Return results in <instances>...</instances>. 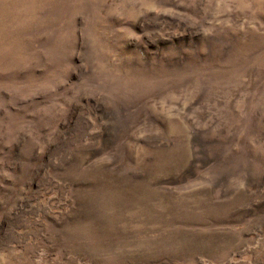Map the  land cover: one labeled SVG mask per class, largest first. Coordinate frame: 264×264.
<instances>
[{
	"label": "rangeland",
	"instance_id": "1",
	"mask_svg": "<svg viewBox=\"0 0 264 264\" xmlns=\"http://www.w3.org/2000/svg\"><path fill=\"white\" fill-rule=\"evenodd\" d=\"M0 264H264V0H0Z\"/></svg>",
	"mask_w": 264,
	"mask_h": 264
}]
</instances>
